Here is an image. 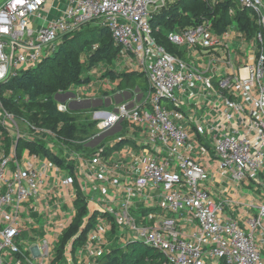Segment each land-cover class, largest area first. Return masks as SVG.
I'll list each match as a JSON object with an SVG mask.
<instances>
[{
    "label": "built area",
    "instance_id": "1",
    "mask_svg": "<svg viewBox=\"0 0 264 264\" xmlns=\"http://www.w3.org/2000/svg\"><path fill=\"white\" fill-rule=\"evenodd\" d=\"M50 1H0V84L17 71L40 63L64 35L93 23L109 31L122 49L121 56L140 69L149 87L143 100L131 108L118 105L107 117L102 116L103 111L95 112L101 131L126 120L140 128L145 143L154 150L145 147L135 153L138 173L122 186L116 208L106 205L99 209L100 216L86 235L77 264H97L112 225L124 243L137 241L161 253L160 264H264L262 249L256 243L257 232H264V0H231L247 11L258 28L250 37L234 23L219 32L208 18L169 31L167 40L185 49V58L166 51L152 34V14L175 0H64L62 7L53 2L47 7ZM204 1L213 6L221 0ZM49 10L54 15L49 16ZM228 14H234L232 7ZM195 86L198 94L193 91ZM68 91L78 99L84 94L83 89ZM204 93L208 103L201 99ZM162 99L168 100L171 108L161 107ZM189 103L215 105L214 122L194 124L196 134L212 135L213 156L230 171L233 182L251 183L259 191L258 203L245 204L254 210L245 217H224L223 203L214 200L206 187V169L180 152L191 135L175 121L174 111ZM57 109L69 110L58 102ZM23 124L32 128L35 136L54 134L25 120ZM0 127L15 135L14 145L19 139L33 140V135L15 132L14 117L1 103ZM64 151L68 153L66 160L81 161L80 153ZM99 153L88 158L84 175L91 184L118 187L117 177L97 169L101 150ZM39 163V155L29 150L22 158L16 157L14 149L8 155L0 152V264H34V258H38L37 264H49L59 236L74 215L78 167L53 177L60 197L65 199L61 197L53 205L47 202L39 209L36 201L45 200L52 181ZM156 189L165 214L138 220L131 208L143 199L145 191ZM104 212L111 220L102 217ZM33 214L43 216L46 226L37 244L21 236L24 224L36 225ZM181 222L190 224L189 236L180 231ZM34 246L37 257L31 254ZM7 256L12 260L7 261Z\"/></svg>",
    "mask_w": 264,
    "mask_h": 264
},
{
    "label": "trees",
    "instance_id": "2",
    "mask_svg": "<svg viewBox=\"0 0 264 264\" xmlns=\"http://www.w3.org/2000/svg\"><path fill=\"white\" fill-rule=\"evenodd\" d=\"M196 1L197 3L192 4L194 0H175L168 3V6L166 5L158 12L152 14L150 22L153 36L166 51L173 55L185 58L186 51L185 49L178 48L171 44L167 40L166 34L173 29H183L188 26L196 25L202 18L211 19L214 23V27L219 32L232 23L248 37L258 30L247 17V11L239 9L231 0H221L213 6H210L204 0ZM190 3L192 4L191 6ZM166 7L174 8V10L171 12L170 10H166ZM230 7L234 9V14L232 16L228 14V9ZM186 10H189L188 12H190V15L186 13ZM176 12H178L179 15L181 14L180 16L185 19V22H181L179 19L177 25L173 29H169V31L167 30L168 32L162 34L163 21L170 19V14H175ZM84 29L85 28L64 35L61 39V43L57 47V52L65 50L70 53L72 45L71 38L80 34ZM97 30L100 34L99 39L102 41L107 37L105 36L106 34L110 35L109 31L104 27H99ZM112 41L111 38L109 44L114 43ZM114 45L117 47V51H119L120 47L115 43ZM48 57L42 59L36 66L20 71L6 82L0 84V94L8 90L11 96L9 99L10 105H6L7 108L5 105L3 107L10 113L18 111V118L24 119L29 124L51 130L55 135L56 141H61V143L66 144V146L68 145V148L82 152L91 151V149L85 146V141L88 139L87 137L94 135L93 132L87 136L88 131L91 129L89 126L92 125L90 123L85 126L79 124V114L83 112V110H67L61 112L57 109V102L53 98L55 93L67 91L68 84L74 83V81L77 80V76L74 73L75 66L71 62L66 63L64 69L63 64L62 66L53 65L51 66L52 69L49 74L46 71V65L54 61L53 58H55V56L50 59H48ZM135 88L140 89V91L148 88L143 73L131 72L118 75L117 89L119 91L128 90L131 92ZM167 108H171V105ZM127 142H129L128 139H120L117 143L115 142L113 145L103 149L101 155H109L118 146ZM18 144L28 148L31 152L43 153L53 163L64 165L63 159H60L57 155L50 152V150L43 146V144L41 145V143L29 139H19L17 140V145ZM63 150L65 149H60V151ZM68 172L70 173L71 171L69 170ZM74 187L76 191V197L73 203L74 215L68 226L58 238L52 254L53 259L51 260V264H62L66 243L70 240L71 250L74 251L85 242L88 231L95 223V214H89L86 197L76 181H74ZM115 227V225H112V235H114ZM74 238L76 239L73 240ZM118 250L120 249L116 251L110 250L108 251L109 253L102 254L97 259V264H160L162 260L161 253L137 241L129 242L124 245V248L120 251ZM219 264H223V262Z\"/></svg>",
    "mask_w": 264,
    "mask_h": 264
},
{
    "label": "crops",
    "instance_id": "3",
    "mask_svg": "<svg viewBox=\"0 0 264 264\" xmlns=\"http://www.w3.org/2000/svg\"><path fill=\"white\" fill-rule=\"evenodd\" d=\"M53 3H57L60 7L63 6L64 0H51L50 3L47 4V7ZM49 16L54 15L53 10L48 11ZM130 65V64H128ZM131 66V65H130ZM118 81V80H117ZM147 84V80H146ZM148 87V84H147ZM76 89H83L81 87H78ZM149 87L146 91H148ZM68 91V90H67ZM84 91V89H83ZM128 91V90H126ZM193 91L195 93H199L198 87H193ZM72 92V91H71ZM130 93V91H128ZM133 96L131 94L130 98L125 101V103L129 104L132 103L133 105L137 104L140 100H143L147 92L140 91V89L135 88L133 91ZM74 93V92H73ZM124 91H119V93H115L112 97H104L100 99L105 98H113L117 95H122ZM140 95V98H139ZM203 95V94H202ZM123 96V95H122ZM207 94L204 93V96L201 97L205 98V103H208L207 100ZM139 98V99H138ZM78 99V98H76ZM80 99H83L82 97ZM78 99V100H80ZM84 99H92V98H84ZM95 99V98H93ZM193 102V100H191ZM64 104L67 105L65 102ZM132 105V106H133ZM118 105L114 104L112 101L110 107H112V110ZM169 106V105H168ZM166 106V107H168ZM105 106L97 107L103 108ZM109 107V106H108ZM215 105H194L193 103L189 104H183L180 105V107H176L175 109V121L187 128L190 132V139L188 143L185 145L183 149H181V153L189 158H192L194 160L199 161L203 167L206 169V171L209 174V179L206 182V187L209 190L210 194L216 201H221L223 203V211L222 214L224 217H245L251 212H254L253 209H250L247 205L248 202H254L258 203V196L259 191L255 190L253 188V185L251 183L247 182H241V183H235L232 181L231 173L230 171L220 165L217 161V159L213 156V144L214 139L212 135H209L206 133L205 135H198L195 132V126L194 124H202L204 126L208 125L210 122H214L212 112L215 110ZM100 111H104L103 109H100ZM126 123L128 128L130 127L132 130H137V134H133L131 130H129L132 135H127V137H119L117 139H113L111 143L105 142L102 147L96 149L95 148H89L91 149L90 152H92V155H86L84 153L81 154V161L79 163H76L75 160H63L64 165H60L58 163H53L51 160H49L44 154H39L40 157V163L38 166L42 169H46L48 173H50L52 181L49 182L50 186V192L49 194L45 195L44 199H39L36 201L37 204H39V209L46 207V203L48 202L50 205H53L55 202H58L61 200V197L65 199V197L59 195L56 187L55 177L57 176H63L66 172L69 170L72 172L75 171L76 167L80 170L76 174L75 181L79 184V187L83 194L86 197L87 202V209L89 211V214L94 213L95 214V222L97 220V217L100 215L99 209L104 208V206L109 205L113 208H116V202L120 196L123 195V189L122 186L124 183L130 182L134 176L138 173V160L135 156V150L139 151L142 148H148L149 151L153 152L154 148L152 146L147 145L146 142V136L145 134L140 130V128L130 124L126 120L120 121V130H124V127L122 124ZM116 125V124H115ZM118 132V133H119ZM128 139L129 142L122 144L120 149H115L111 154L109 155H101L99 157L100 164L97 166L98 170H103L107 174H112L114 177H117L120 180L119 186H105L99 182L91 184L87 177L84 175L85 171V163L88 161L89 157H94L95 155H98L99 152H95V150H103L111 145H113L115 142L117 143L120 139ZM142 143V144H140ZM56 145V144H55ZM53 145V146H55ZM139 145L140 148L137 146ZM130 146H136L134 150ZM59 148L58 146H55ZM134 148V147H133ZM14 149L16 153L17 158H22L25 153L29 150L26 147H23L21 145H14V138L13 136L9 135L0 127V152L8 155L11 150ZM30 151V150H29ZM60 151V149H59ZM52 152V151H51ZM34 153V152H33ZM100 154V153H99ZM56 155V154H55ZM65 158V157H64ZM69 166V167H67ZM54 177V179H53ZM96 187L95 190H92V187ZM76 197V194H75ZM74 199H72V203H74ZM51 198V199H50ZM141 201H143L145 204H142ZM146 206V207H144ZM132 214L138 219L141 220V218L146 219L147 216H160L165 214V211L163 209V199L159 196V190H147L144 193L143 199L139 198L138 201H136L131 208ZM99 215V216H98ZM103 215V216H102ZM101 216L110 219L111 217L107 212H104ZM35 217V223L36 225L28 226L24 224V228L21 230V236L23 239H25L28 242H32V244H37L39 239L44 234V228L46 227L44 225V217L43 216H37L36 214H33ZM61 218V215L57 217L59 220ZM158 218V217H157ZM156 218V219H157ZM179 229L180 231L185 235L189 236L190 232V224L188 222H181L179 223ZM113 231V228L110 232H108L106 239V244L100 249V253L104 254V251L107 250V246L109 245V238H114L115 236L119 238L118 242H121L122 244L126 245V243L121 241L122 236L120 235L119 231L115 227L114 235L111 234ZM111 234V235H110ZM125 236V235H124ZM256 243L259 245V247L262 249V253L264 254V232H257L256 235ZM71 246V245H70ZM69 246L70 253H71V247ZM81 246H78L74 251H72L69 256L71 259H67L64 255V264H77V258L79 255V252L81 250ZM31 254L35 257L38 256L37 250L34 246V248L31 250ZM103 251V252H102ZM25 256H28V252H25ZM101 256V255H100ZM99 256V257H100ZM74 257V258H73ZM7 261H11L12 258H9L7 256ZM53 257L51 258V260ZM32 262L34 264L38 263V258L32 259ZM51 264V261L50 263ZM57 264V263H56Z\"/></svg>",
    "mask_w": 264,
    "mask_h": 264
},
{
    "label": "rangeland",
    "instance_id": "4",
    "mask_svg": "<svg viewBox=\"0 0 264 264\" xmlns=\"http://www.w3.org/2000/svg\"><path fill=\"white\" fill-rule=\"evenodd\" d=\"M1 1V0H0ZM63 1V0H62ZM193 3H197L196 0H194ZM190 3V6L192 5ZM167 5V4H166ZM168 6V5H167ZM166 10H170L171 12L174 10V8H169L166 7ZM186 13L189 10H186ZM171 17L168 20L163 21V26H162V34L166 33L169 31V29H173L177 25V21L180 19L181 22H185V19L176 12L175 14H170ZM99 27H103L98 24H93L90 23L87 26H85L84 30L75 36H73L72 39V45H71V51L68 53L65 50H62L61 52H57V47L61 43V40L59 39L57 42L54 43L52 51L50 54H48L46 57L49 55H52L48 57L50 59L51 57L55 56L53 58L54 61H51L49 64L46 65V71L50 74L51 73V66H62L63 64V69L64 65L66 63L71 62L75 66L74 73L77 76V80L74 81V83H69L68 84V89L69 88H78L81 87L84 89V94L81 95V97L84 98H104V97H112L115 93H119V90L117 89V80H118V75L121 73H131V72H137V73H142L140 69L136 65H128L127 60L121 56L120 52L122 49L120 48L119 51H117V47L114 45V43L109 44V40L111 39L109 34H104L107 36L104 41L99 39V31L97 30ZM83 29V28H82ZM168 30V31H167ZM62 39V38H61ZM113 42V41H112ZM45 57V58H46ZM44 58V59H45ZM47 59V60H48ZM49 67V68H48ZM61 68V67H58ZM23 71V70H20ZM20 71H17L20 72ZM46 79V78H45ZM147 88L142 89L141 91H146ZM133 96V92H130ZM147 95V94H146ZM145 95V96H146ZM10 92L8 90H5L4 92H1L0 94V103L2 106L5 105H10L9 99H10ZM169 105V101L166 99H162L160 101V106L161 107H166ZM4 108V107H3ZM100 109H103V112H109L112 110V107H103V108H95V109H86L83 110L79 114L80 121L79 124L81 126H85L86 124H91L92 126H89L91 128L87 136L90 133L94 132V135L87 137L88 139L85 141V143L90 140L93 136L97 135L98 133L101 132V130L98 128V117L95 115L96 111H100ZM18 112V111H17ZM17 112H12V115L14 117V130L18 134H25V135H30L33 137V140L37 143L43 144L50 152L52 151L53 154H56L60 159L66 160L64 158L68 153L63 151H59V149H65V150H70L71 148H68L66 144L61 143V141H56L55 135L48 134L44 138L40 136H35L33 134V129L26 128L23 124L24 119L18 118V113ZM124 127V130H121L119 133H116L115 135L107 137L100 145L96 147V149L102 147L105 145V142L111 143L113 139H117L119 137H127V135H132L137 134V130H132L130 127L128 128L127 124L124 123L122 124ZM38 128H41L39 126H36ZM129 130L133 131L132 133L129 132ZM85 135V134H84ZM83 135V136H84ZM13 136H15L13 134ZM90 138V139H89ZM56 141V143H55ZM57 145L59 148L53 146ZM142 144V143H140ZM122 145L118 146L117 149H120ZM139 148L140 146L137 145ZM133 150L137 148L136 146H130ZM134 147V148H133ZM72 151H75L77 153H84L79 150L71 149ZM99 152V150H95L94 153ZM135 152H137L135 150ZM43 154V153H39ZM86 155L91 156L92 152L88 151L85 153ZM119 238L114 237V238H109V245L107 246V250L104 251V254H106L108 251H116L117 249H122L124 248V244L121 242H118ZM71 245V241L69 240L66 245H65V257L67 259H71L69 256L70 249L69 246ZM121 246V247H120ZM118 250V251H120ZM103 252V251H102ZM109 253V252H108ZM100 255H102L100 253ZM263 259H264V254L262 253ZM74 258V257H73ZM66 260H64L63 256V263H65ZM62 262V261H61ZM155 264V263H153Z\"/></svg>",
    "mask_w": 264,
    "mask_h": 264
},
{
    "label": "water",
    "instance_id": "5",
    "mask_svg": "<svg viewBox=\"0 0 264 264\" xmlns=\"http://www.w3.org/2000/svg\"><path fill=\"white\" fill-rule=\"evenodd\" d=\"M123 95V96H122ZM122 95H117L115 97L111 98H105V99H100V98H95V99H76V95L71 92V91H65V92H57L54 94L53 98L56 102L58 103H67V107L69 110H86V109H95L100 106H105L108 107L111 105L112 101L116 105H121L124 104L126 105V108H131L132 103H125L127 101L131 94L128 91H124ZM140 98V95H139ZM138 98V99H139ZM114 112L117 111V107L113 109ZM102 116L107 117L108 112H103ZM120 121L119 120L116 125L112 126L109 129H106L104 131H101L97 135L93 136L90 140H88L85 143V146L88 148H95L98 145H100L107 137L115 135L116 133L119 132L121 126H120ZM74 238L73 240H75Z\"/></svg>",
    "mask_w": 264,
    "mask_h": 264
}]
</instances>
